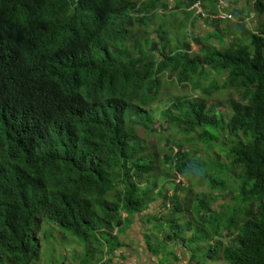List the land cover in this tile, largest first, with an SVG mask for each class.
I'll return each instance as SVG.
<instances>
[{
	"label": "trees",
	"instance_id": "obj_1",
	"mask_svg": "<svg viewBox=\"0 0 264 264\" xmlns=\"http://www.w3.org/2000/svg\"><path fill=\"white\" fill-rule=\"evenodd\" d=\"M52 232L79 264H264V0H0V264Z\"/></svg>",
	"mask_w": 264,
	"mask_h": 264
},
{
	"label": "rangeland",
	"instance_id": "obj_2",
	"mask_svg": "<svg viewBox=\"0 0 264 264\" xmlns=\"http://www.w3.org/2000/svg\"><path fill=\"white\" fill-rule=\"evenodd\" d=\"M196 20H197V16H195V20H194L195 21L194 27H196L197 30H198V28H200V27L205 25L204 22H202V21H197L196 22ZM152 22H154V21L152 20ZM174 23H176V25H175V27H172V25ZM161 29L164 32L163 34L167 35V39H170V40H173L174 38H176V36L181 34L182 31H183V27L182 26H178L177 25V21H173L171 19V17H168V19L163 20V24L161 25ZM204 32L205 31H201V33H204ZM180 91H181V89L178 88V87H174V86L167 87L166 85H164L163 91L160 93L161 94L160 97L163 98L165 96V94L168 95V96L173 95V94H179ZM159 106H161V105H159ZM159 113L160 112H155V114L158 115V117H159ZM159 125H160V122H157L156 124H154V127H159ZM146 142H149V141H146ZM175 181L177 183L178 182L179 183L180 182L183 183V181L180 179V177H176ZM194 192L200 193V190L194 189ZM168 193H170V192H168ZM215 193L216 192H214V194ZM187 196H188L187 200L190 201L191 198H192V194H188ZM177 198L180 199V200L185 198V193L179 192L178 195H177ZM221 202L222 201L216 199V200H214L212 202V205H213V207L215 209H217V206ZM218 210H220V207H218ZM191 215H192V213H186V215H181V218L183 220L187 221V220L192 218ZM183 220H180V223H183ZM191 221H194V220L191 219ZM147 227H149V225ZM143 229H144V226L142 228H140L139 231L142 232ZM156 233H157L156 231H152L150 233V239H151L152 242H150L149 246L153 250H154V248L157 247ZM190 233H191V231H187V232L183 233V235L189 236ZM146 234H148V232ZM51 235L52 234L47 235L46 238L44 236V239H42V242H43L42 249L39 250L41 262L36 263V264H79L78 256H77V258H72V256H74V251H73V253L70 251L69 243L65 240V238H63L61 236L63 239L61 237H59V240H58V239L55 238L54 233H53L52 236ZM185 236H183V237H185ZM136 239L137 240H141V238L139 237V233L137 231H134L133 233H130V239L127 240V241H124L125 244L127 245V249L134 248ZM94 248H97V246L95 244H94ZM77 250H78V246H77ZM136 251H137V254H132L130 256L128 254L129 251L128 252H126V251L125 252H121L120 254H122V255L124 254V258H123L122 264H136L135 258L138 259L139 255H142V253L140 251H138V249ZM182 251L185 252V249H182ZM63 254H64V256H63V259H62V258H60V255H63ZM77 254H78V252H77ZM57 255H58V257H57ZM110 256L111 255L108 254V258Z\"/></svg>",
	"mask_w": 264,
	"mask_h": 264
},
{
	"label": "crops",
	"instance_id": "obj_3",
	"mask_svg": "<svg viewBox=\"0 0 264 264\" xmlns=\"http://www.w3.org/2000/svg\"><path fill=\"white\" fill-rule=\"evenodd\" d=\"M129 254V256L130 255H132L131 253H128ZM105 258L107 259L108 258V256H105ZM117 259H113V261H116ZM144 261V258H143V256L142 255H139V258L138 259H135V262H136V264H140V263H142ZM119 264H122V262H120Z\"/></svg>",
	"mask_w": 264,
	"mask_h": 264
},
{
	"label": "clouds",
	"instance_id": "obj_4",
	"mask_svg": "<svg viewBox=\"0 0 264 264\" xmlns=\"http://www.w3.org/2000/svg\"><path fill=\"white\" fill-rule=\"evenodd\" d=\"M194 9H195V14H201L202 16H205L201 13V11L199 10V6L198 4L194 6Z\"/></svg>",
	"mask_w": 264,
	"mask_h": 264
}]
</instances>
